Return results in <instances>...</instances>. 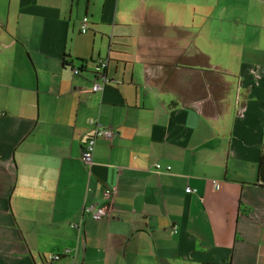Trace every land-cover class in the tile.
<instances>
[{
	"label": "crops",
	"instance_id": "obj_1",
	"mask_svg": "<svg viewBox=\"0 0 264 264\" xmlns=\"http://www.w3.org/2000/svg\"><path fill=\"white\" fill-rule=\"evenodd\" d=\"M262 150L264 0H0V264H264Z\"/></svg>",
	"mask_w": 264,
	"mask_h": 264
},
{
	"label": "built area",
	"instance_id": "obj_2",
	"mask_svg": "<svg viewBox=\"0 0 264 264\" xmlns=\"http://www.w3.org/2000/svg\"><path fill=\"white\" fill-rule=\"evenodd\" d=\"M88 29L89 19L87 17H83L79 23L78 31L80 34L84 35L87 33ZM107 65V61H101L94 66L91 92L96 93L102 90L104 85L109 83V79L105 74ZM79 73L80 69L74 67L73 74L78 75ZM89 124L93 126V133L87 138L84 145V151L81 156V160L87 169H90V167L93 165V153L96 142L98 140L111 141L114 136V131L110 128H104L98 120H90ZM154 168L156 171H159L161 166L159 164H155ZM167 170H170V168L167 167ZM212 186L214 189L219 188V184L216 181H212ZM194 192V190L188 187L185 189V193L187 194H192ZM116 195L117 187L112 186L103 188L101 191V199L104 201L105 205L98 203L84 205L82 211L83 216L89 217L96 222L110 220L112 211L111 208ZM74 227L78 228V225H75ZM67 254H69V251H66L64 254L53 253L47 255L45 261L47 263H54L59 261L62 256Z\"/></svg>",
	"mask_w": 264,
	"mask_h": 264
},
{
	"label": "trees",
	"instance_id": "obj_3",
	"mask_svg": "<svg viewBox=\"0 0 264 264\" xmlns=\"http://www.w3.org/2000/svg\"><path fill=\"white\" fill-rule=\"evenodd\" d=\"M201 56H203L202 54H200ZM216 80H217V84L218 86L221 87L222 90H224V84L223 82H218L219 78H221L222 76L220 74H215ZM220 105V104H219ZM217 105L215 112L216 113H220V106ZM257 185L261 188H264V150H262L259 160H258V164H257Z\"/></svg>",
	"mask_w": 264,
	"mask_h": 264
}]
</instances>
